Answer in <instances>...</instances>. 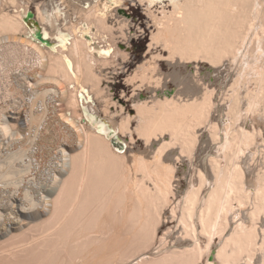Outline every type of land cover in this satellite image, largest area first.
Masks as SVG:
<instances>
[{
    "label": "bare ground",
    "instance_id": "bare-ground-1",
    "mask_svg": "<svg viewBox=\"0 0 264 264\" xmlns=\"http://www.w3.org/2000/svg\"><path fill=\"white\" fill-rule=\"evenodd\" d=\"M126 1L0 0V62L34 59L1 88L0 138L19 146L0 150V237L36 223L18 243L34 264H264V0H137L152 28L130 79L145 153L130 146L132 116L101 114L92 90L118 51L128 58L108 35L128 23ZM169 81L182 86L168 94ZM66 105L85 110L70 134ZM57 129L72 140L45 171L37 150ZM164 219L176 230L159 236Z\"/></svg>",
    "mask_w": 264,
    "mask_h": 264
},
{
    "label": "rangeland",
    "instance_id": "rangeland-1",
    "mask_svg": "<svg viewBox=\"0 0 264 264\" xmlns=\"http://www.w3.org/2000/svg\"><path fill=\"white\" fill-rule=\"evenodd\" d=\"M37 1H41V0H37ZM79 1L81 4V3H83L81 1H84V0H79ZM33 5L30 4L31 8H34ZM166 6H168L167 0H166ZM120 13L124 15L123 17L127 18V22H128L127 24L128 25L126 24V25H123L122 27L116 26L112 30L108 31L109 42H111L114 46H119L121 48H124V47L128 48V52H129L128 58L123 59L122 56L120 55V51H118L116 53V56H115L116 61L114 60L115 61L114 64L118 63V65L114 67L115 69H113V67L106 69V71L108 72V70H109L110 73H106V71H104L105 73L104 72L103 73L98 72L99 76L102 78V80L104 82L103 87L105 90L103 93L106 95H104L100 90H98L96 86H94V85L92 86V90L94 91V95L96 96L95 98L97 100V101L95 100L96 101L95 109L98 112H100L101 114H105L107 112L106 114L112 115V117H114L117 121H119L123 117V115H126L129 113L130 116L133 117V118L131 117V120H130V130H132V131H130V134L132 133L131 135L133 136V140L130 143V146H131L132 150H134V151L139 150V151L145 153L146 152L144 150L146 148L145 141L134 130L135 126L137 124V119L134 118V115L136 114V109L133 105L132 96H134L139 90L136 89L134 91V86L132 85V82L130 81V79L134 73L133 71L146 60L147 56H149L147 54V47H148V43L150 41L152 28L149 27L150 25L147 23L149 18L147 16V14L145 13L144 7L142 5H140L137 2V0H132V1L127 0L125 3L124 9H122ZM22 40H23V38L18 39V41H22ZM31 49L35 50V47H31ZM165 54H166V52H165ZM33 62H34V59L31 56V54H23L22 56H19L17 59H15L13 61H9V62H6L4 60L1 61L0 62V86H2V87H0V89L1 88L3 89V87L5 86L7 75L10 74L9 77L10 76L14 77L15 75L24 71L26 68H27L26 70L29 72V70L32 69ZM119 62H120V64H119ZM108 65H110V63H108ZM207 65H209V64H207ZM162 68H163L164 72H167L169 70V66L166 65V62H164ZM190 68L192 69L193 66H190L188 69H190ZM220 70H223V68H221ZM182 72H183V76H185L186 71L183 70ZM216 75H218L216 72L211 73L212 77H214ZM7 79L9 80L10 78H7ZM107 85H108V87H107ZM179 85L180 84L175 83L174 81L173 82L169 81V86L167 88L168 94H174L177 90H179L182 86V85L181 86H179ZM2 89L0 90V100H1L0 102H3L6 100V98H4ZM140 91L143 92V97H147L150 95L149 91L146 89H142ZM184 92H185V90H182L181 93L184 94ZM60 93L65 94L67 96L68 91L62 90V92H60ZM101 94H102V96H101ZM98 95H99V97H98ZM43 97L44 96L41 94L38 96V100H39L41 105H42V98ZM97 97H98V99H97ZM57 98L58 99L60 98V96L58 94L56 95V99ZM99 98L102 100H99ZM103 99L104 100L106 99V101H103ZM16 101L19 102V100H16ZM113 101H116V104H114ZM62 102L65 103L62 100H60L59 103H62ZM104 103L105 104L109 103V104L105 105ZM121 106H122V110H121ZM64 107H66V112H68V113L71 112V116L74 117L76 120V121H70L69 123H67L64 126L65 127L64 130H67L66 134H70V133H68V131L73 130V128L78 126V121H80V119H81V116H79V113L85 114V110L82 108L81 105L77 106L76 108L68 106V105H66ZM9 110H10V113L8 115L11 116L13 113V110L11 108ZM44 111L46 113L52 112V110L48 107L44 108ZM84 114H82V118L85 119L86 115H84ZM22 122L23 121L20 120L19 123H22ZM52 122L56 123L57 121H52ZM64 130H62V129L58 130L57 129L56 131L53 130V132L52 131L48 132V134H47L48 138L45 141V145L43 144L42 146H40L38 148V150H37L38 154H36V156H37V159H39L38 161H40V163H41V165H40V166H42L41 169L45 168V171H47V168L52 166L53 161H55L54 160V157H55L54 154L57 153L58 152L57 149H59V147H57V146H60L59 143L63 144L65 142H70L72 140L69 136H64V133H65ZM54 131H55V133H54ZM25 133H27V132L25 131ZM49 137H50V139H49ZM126 137L129 140V133L128 132L126 133ZM6 143H7V140H4V142H3V139L0 140V144H1L0 150L2 153L13 151V150L17 149L19 146L18 144H17V146L15 145L17 143L16 141L14 142L15 144L12 143V145H11V143H9L10 146H13V148L9 147V145H7ZM14 145H15V147H14ZM6 146H7V148H6ZM118 146L115 145V147H114L115 152L119 153V152L125 150L123 148L120 151ZM44 149H46V150H44ZM130 153L128 151H127V153H123L126 155L125 161L129 165H131ZM40 154L41 155L43 154V156H41ZM208 155H210V154H208V153L204 154L205 159L208 158ZM178 165L182 166L185 171L187 170L186 168L189 167L187 160H185V163H178ZM131 173L132 174L134 173L133 170H131ZM183 177H184L183 175L180 176L181 190H184L187 186V178H185V177L183 178ZM49 205H51V204L47 203L48 208H45V211L43 212L42 220L47 218L45 216L47 214H49L48 213ZM244 213H247V211H244ZM22 222L23 223L20 222V224H19L21 226L17 225V226L13 227V225H12L9 228L11 231H9L7 234H5V236L2 235L0 237V264H17V263L18 264H32L33 261L30 260L31 258H29L32 255L31 253H33V256H31V257H33L32 259H34V255H36L37 259H38V256L40 255V254L38 255V252L36 254V252H33L31 249H27V250L32 251V252H29V251L26 252L27 250L25 252H22V250H20L18 243L21 244L24 239L28 238L29 236H31V234L35 233V231H36L35 225H34L35 229L34 228L32 229V227H31V226H33V224H36V223L30 222L31 223V225H30V223L27 221H22ZM26 222L29 224H26ZM175 224H176V222H174V221L172 222V220H169V219L165 220L164 219V222H163L161 229H160L159 236H161L163 234V232L166 229H168L167 227H171L173 230H176ZM27 225H30V226L27 227ZM8 226H9V224H8ZM33 230H34V232H33ZM25 233H27V234H25ZM176 235H177V233L176 234L174 233L172 236L174 237ZM259 235H261V232ZM156 242L157 243L155 246H158L159 239ZM214 244H215L214 250H217L219 248V246H221L223 244V239L216 237ZM14 245L18 246L19 248L14 247ZM13 248H14V251L12 250ZM15 248H16V250H15ZM17 248L19 251H21L22 254L20 252L17 253L18 252ZM6 250H8V251H6ZM10 250H12V252H15V251L16 252L14 254L13 253L9 254ZM155 251H157V249ZM155 251H152V252H155ZM26 253H27V256L25 255ZM28 253L30 254V256H28L29 255ZM27 257L29 259H27ZM25 259H26V261H25ZM37 259L35 257L34 262H36L35 260H37ZM29 260H30V262H28ZM34 262H33V264H34ZM135 262H136V260H135ZM135 262L133 261L132 263H135ZM39 263L42 264V262H39Z\"/></svg>",
    "mask_w": 264,
    "mask_h": 264
},
{
    "label": "water",
    "instance_id": "water-1",
    "mask_svg": "<svg viewBox=\"0 0 264 264\" xmlns=\"http://www.w3.org/2000/svg\"><path fill=\"white\" fill-rule=\"evenodd\" d=\"M33 17V12L32 11H28L26 16L24 17L25 20H28L29 18Z\"/></svg>",
    "mask_w": 264,
    "mask_h": 264
}]
</instances>
